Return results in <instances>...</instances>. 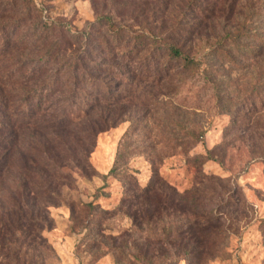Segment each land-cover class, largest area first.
Segmentation results:
<instances>
[{
	"label": "rangeland",
	"instance_id": "1",
	"mask_svg": "<svg viewBox=\"0 0 264 264\" xmlns=\"http://www.w3.org/2000/svg\"><path fill=\"white\" fill-rule=\"evenodd\" d=\"M32 3L39 15L30 20L22 11L21 0H0V33L6 32L7 24H22L21 31L6 34L9 46L0 56V68H9L0 76L8 72L13 80L37 78L23 90L48 84L54 73L49 65L43 73L40 70V47L34 42L36 33L29 31L32 21L36 20L38 29L43 26L38 18L56 21L71 33L86 32L101 16L146 34L176 27L187 30V25H194L190 39L179 37L174 42L200 61L199 71L186 72L175 65L169 78L152 81L137 71L142 55L132 64L117 63L124 81H112L118 103L110 109L109 127L92 140L79 134L81 123L51 129L72 104L65 89L54 88L56 93L44 97L37 125L16 132L14 140H24V145L15 156H40L36 162L51 164L55 158L42 149L63 141L65 146L53 153L62 159L63 167L45 170L46 174L42 169L29 171L32 167L27 161L23 170L15 157L4 170L0 180V264H15L21 255L19 264H264V110L254 107V100L264 90L254 92V22H259L254 18V0ZM201 4H214L208 8L214 15L201 18L196 8ZM237 30L242 39L234 41ZM180 32L176 30V34ZM18 36L28 40L16 43ZM261 60L264 54L257 59ZM29 68L34 74L25 77ZM14 88L11 106L21 119L23 92L19 86ZM2 90L11 93L8 87ZM89 98L84 105L91 104ZM96 112L91 117L96 118ZM194 127L200 132L196 144L186 136ZM29 140L40 144L28 147L25 142ZM118 151L133 177L131 183L112 177L102 181ZM24 175L38 176L33 179L35 186L25 190L30 198L25 203L17 197L20 189L15 187ZM147 187L153 189L150 200L136 202L137 190ZM17 227L25 230L24 236L13 232ZM8 234H13L9 241L16 247L21 238L25 241L18 255L13 258L10 254L6 260L5 253L13 247L7 242L3 245L1 239Z\"/></svg>",
	"mask_w": 264,
	"mask_h": 264
},
{
	"label": "trees",
	"instance_id": "2",
	"mask_svg": "<svg viewBox=\"0 0 264 264\" xmlns=\"http://www.w3.org/2000/svg\"><path fill=\"white\" fill-rule=\"evenodd\" d=\"M32 1L33 0H21L23 6L22 11L24 15L27 16V19L30 20H32L36 14L39 15ZM192 1L194 4H199V0ZM201 1L204 3L206 0ZM211 5L212 4L201 7V4L196 7L199 10L198 15L203 19L214 15L213 11L208 10ZM254 18L259 21L254 22V66L256 67V74H254V92L256 93V90H264V60L257 61V59L264 54V27L261 28L262 30L258 27L264 26V0H254ZM38 20L43 23V26H40L38 29L36 20L32 21V24L29 26V31L32 34L36 33L34 42L39 44L40 47L39 59L42 62L40 70L43 73L47 65H49L52 67L51 71H54V73L47 79L48 84H44L43 82L39 88L35 86L29 90L23 89L27 86V83L37 78L13 80L8 76V72L0 76V180L4 177V170L11 162H14V158L16 157L15 153L19 152L20 148L24 145V143H21L24 142V140H14L17 137L16 132L34 127L32 125H37L36 116L42 112L41 109L43 107L42 105H44V97L49 95L50 92H52V94L56 93V91L53 90L54 88L59 87L65 89L72 98V104L70 108L63 110L62 116L64 119L54 122L55 126H53V123L51 129L57 131L69 129V127L74 126L76 123H81L79 126L81 127L79 134L85 136L86 140H92L97 134L109 127L110 124L107 122L112 115L111 113H113L110 109L118 103V100H115L116 96L112 94V81L116 78H118V80L123 79L120 76L122 75V71L116 66L117 63L132 64L133 59L142 55V62L137 67V71L143 78L152 81H157L161 78H169V73L175 65H178L182 70H186V72L199 71L198 62L200 61L191 58L185 46H181L178 42H174L175 39L179 37L181 39H190L195 32L194 25H187V30L185 28H183L184 30H180V27H176L169 28L159 33L152 32L146 34V32L140 30V28L130 31L127 27L119 26L112 18L101 16L98 18V22L92 23L90 27L87 28L86 32L71 33L67 29L60 27V24L56 21L47 23L40 20V18H38L37 21ZM5 27H8L5 30L6 32L0 33V51H2L0 56L7 53L6 48L9 46V36H6V34L10 32H14L15 34L21 31L22 24L16 22L14 26H8L7 24ZM176 30L181 31V34H176ZM240 35L241 30H237L236 35H232V38H234V41H239L242 39ZM26 40H28L27 37L18 36L15 42L18 43V41L23 42ZM98 57L100 62L97 61ZM8 68L9 66H2V68H0V73L8 70ZM33 74L34 69L29 68L24 75L27 77V75ZM100 77H109V80L107 81L105 78L100 79ZM121 82L123 84L124 81L121 80ZM127 85L128 84H126V86ZM15 86H19V90L23 92L22 100L25 102V104L23 102L19 104V108L22 107L23 111L21 119L17 117L18 111L13 110V106H11V102H13V98L16 94ZM4 87L10 88L11 93L4 92L2 90ZM213 87L215 90L218 89L217 84H213ZM88 97H91L89 99L93 100H90V105H84L83 103L86 102ZM214 98L219 100V94L214 93ZM246 105L243 106V110L247 108ZM256 106L264 110L263 91L256 100H254V107ZM95 110L97 111L95 114L96 118H93L91 114ZM256 112L257 110L255 109L254 113ZM77 130L78 129H76L74 133H76ZM36 133V131L33 132L34 135H36ZM2 136H5L4 140H1ZM186 136L187 139L189 138L193 141V144L200 142V132L196 130L195 127L190 129ZM25 143L29 145L28 147L33 145L35 147V145L37 146L40 144L39 142L34 144L33 140H29ZM64 146L65 144L62 141L54 144H46V147L42 149L44 152L47 151L51 153L49 158H55L56 162L51 164L36 162L37 157L40 156L33 155L32 159L29 156L25 157L20 155L19 158H16L20 159L19 161L21 162L23 170L27 169L28 166L26 162L29 161L32 167H28L29 171L38 170L41 172L42 169V171L47 174L45 170L50 171L53 168V172L54 168L63 167L62 159L54 157L53 153L55 149L59 151L60 148ZM179 146L181 147L183 144H179ZM28 147L27 150H29ZM56 154L60 153L56 152ZM123 157L124 156L118 151L111 169L102 177V181L107 177H112L122 182H132L133 177L126 171L125 164L122 163ZM14 166L16 167L15 163ZM24 176L25 178L21 177L15 185L17 189H20L18 190L20 194L17 195V197L23 203L30 199L26 194L27 192L25 193L26 188L35 186L33 179L38 178L36 175ZM49 176L53 175L50 173ZM152 192L153 189L150 187H147L146 190L142 192L137 190L138 195L134 199L136 202L147 203L151 198ZM49 195L52 197L51 193H49L48 196ZM53 198L61 201V198L58 196H53ZM121 204L124 205L123 202H121ZM17 207H20V205ZM87 207H89V210H93L91 204H88ZM193 221H197L196 218ZM13 232L20 236H24L25 230L21 231L17 227L14 228ZM210 234L211 232L208 235ZM12 235L13 234L4 235L1 239L3 245L7 242V245L13 247L10 253H5L3 258L6 260L10 254L13 258L15 255L17 256L24 246L23 242L25 240L23 238H21V245L19 247H16L14 242L11 243L9 240L12 239ZM26 236L24 237L25 239ZM23 256L24 255L19 256L15 264H19Z\"/></svg>",
	"mask_w": 264,
	"mask_h": 264
}]
</instances>
